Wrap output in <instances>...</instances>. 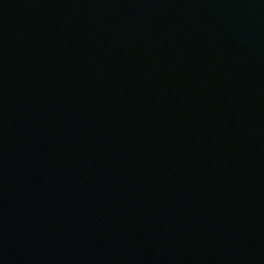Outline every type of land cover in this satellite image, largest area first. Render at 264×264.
<instances>
[{
	"label": "water",
	"instance_id": "1",
	"mask_svg": "<svg viewBox=\"0 0 264 264\" xmlns=\"http://www.w3.org/2000/svg\"><path fill=\"white\" fill-rule=\"evenodd\" d=\"M0 264H264V0H0Z\"/></svg>",
	"mask_w": 264,
	"mask_h": 264
}]
</instances>
